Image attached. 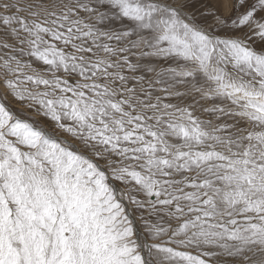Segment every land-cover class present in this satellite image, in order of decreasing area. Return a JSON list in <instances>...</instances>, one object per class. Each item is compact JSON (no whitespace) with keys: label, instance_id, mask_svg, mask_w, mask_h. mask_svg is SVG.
<instances>
[{"label":"snow or ice","instance_id":"snow-or-ice-1","mask_svg":"<svg viewBox=\"0 0 264 264\" xmlns=\"http://www.w3.org/2000/svg\"><path fill=\"white\" fill-rule=\"evenodd\" d=\"M0 264H264V0H0Z\"/></svg>","mask_w":264,"mask_h":264}]
</instances>
